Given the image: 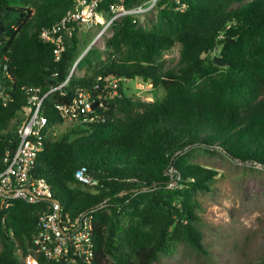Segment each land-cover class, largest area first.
I'll use <instances>...</instances> for the list:
<instances>
[{
  "label": "trees",
  "instance_id": "1",
  "mask_svg": "<svg viewBox=\"0 0 264 264\" xmlns=\"http://www.w3.org/2000/svg\"><path fill=\"white\" fill-rule=\"evenodd\" d=\"M111 1H101L98 11ZM133 1L124 0V6ZM72 4L62 13L34 18L15 0H0V170L4 152L15 147L27 89H37L34 93L41 95L60 84L77 55V26L64 38L57 61L52 44L38 34ZM156 5L183 6L184 14L192 17L176 34L180 67L162 69L161 61L152 62L170 38L133 31L134 16L124 15L110 25L111 45L118 49L128 42L137 59L110 60L88 76L69 75L43 100L49 124L60 123L53 104L69 101L76 88L88 90L94 99L100 94L104 108L99 119L79 124L80 133L71 140L51 141L47 134L32 169L46 181L63 213L73 217L92 209V257L83 260L67 253L46 259L37 254L38 264H153L170 242L182 240L201 250L194 216L179 197L185 188L207 191L206 182L216 170L183 164L184 149L192 144L214 146L237 161L264 164V48L252 49L256 41H264V0H156ZM217 46L225 63L221 77L193 88L196 76L216 70L212 59L205 63L202 55ZM96 76L116 78V94L107 95L109 88L101 90L106 80ZM133 78L161 85L164 96L152 102L128 100L120 80ZM80 166L96 179L94 186L74 179L73 170ZM141 190L142 199L133 196ZM42 206L15 199L0 209V264H24L20 257L26 255L25 247L32 246ZM127 209H137V221L123 234L119 223ZM257 264H264V258Z\"/></svg>",
  "mask_w": 264,
  "mask_h": 264
},
{
  "label": "rangeland",
  "instance_id": "2",
  "mask_svg": "<svg viewBox=\"0 0 264 264\" xmlns=\"http://www.w3.org/2000/svg\"><path fill=\"white\" fill-rule=\"evenodd\" d=\"M15 1L37 18L42 15L62 13L69 2L74 3L76 0ZM122 1L124 3V0ZM142 2L134 0L129 7ZM133 16L135 19L133 31H147L170 38V42L154 54L151 61H161L162 69L176 70L180 67L181 45L176 39V34L182 22L186 25L192 22L191 15L184 14V7L179 6L176 9L168 6L158 7L155 2L148 11ZM96 25L75 29L74 35L78 39L77 55L68 65L70 75L88 76L110 60L124 57L137 59L136 50L126 41L119 44L118 49L113 48L111 27L94 40L99 28ZM31 29V26L28 27L29 31ZM64 35V38L68 37L67 33ZM258 48H264V41H256L252 45V49ZM202 56L205 63L208 62L213 56H219V47ZM223 68V65H216V70L212 74L196 76L193 88L205 85L210 79L220 78ZM120 83L123 95L132 101L152 102L161 99L165 93L161 85L153 86L142 82L139 78L121 79ZM51 129L52 132L48 134L51 141L61 137L71 140L81 130L79 124L67 121L52 124ZM181 157L183 164L216 170V175L206 182L207 191L185 188L181 190L179 197V201H183L184 206L194 216L192 224L199 233L202 249H195L185 240L170 242L153 264L259 263L264 258V164L237 161L219 148L202 144L187 146ZM90 191L94 190L90 189ZM144 194L145 192L141 190L133 196L142 199ZM141 204L137 208H140ZM136 221L137 209H127L119 223L123 234H128L135 227ZM120 233L122 234V231ZM144 235L146 240L150 238L148 230ZM25 248L26 255L20 257L21 262L24 263L27 255L37 256L31 247ZM15 251L19 254L18 249Z\"/></svg>",
  "mask_w": 264,
  "mask_h": 264
},
{
  "label": "built area",
  "instance_id": "3",
  "mask_svg": "<svg viewBox=\"0 0 264 264\" xmlns=\"http://www.w3.org/2000/svg\"><path fill=\"white\" fill-rule=\"evenodd\" d=\"M101 1L103 0H76L58 20L39 30V38L52 44L54 61L60 58L63 51L64 33L69 35L74 26L89 27L98 24L100 28L94 36L95 40L107 31L113 21L124 15L148 11L156 2L146 0L136 6L126 7L122 0H112L104 11H98ZM70 74L44 94L37 95L34 93L37 89H27L26 103L15 129V147L12 152H4L1 157L0 209L5 210L15 199L28 204L43 203L37 213L31 249L46 259H58L71 253L77 258L87 260L92 257V209L80 211L73 217L63 213L59 201L52 195L46 181L32 173L36 156L43 148V140L52 132V124L48 123L43 112V100L50 92L63 86ZM101 79L106 80L101 90L109 88L106 94L115 95L117 79L96 76V80ZM101 97L97 94L94 99L88 90L76 88L69 101L53 104V110L60 122H93L101 117L99 110L104 108ZM93 103H96L97 107H94ZM73 177L78 183L87 186L97 183L96 179L85 173L82 166L73 170ZM24 264H38L37 256L27 255Z\"/></svg>",
  "mask_w": 264,
  "mask_h": 264
},
{
  "label": "water",
  "instance_id": "4",
  "mask_svg": "<svg viewBox=\"0 0 264 264\" xmlns=\"http://www.w3.org/2000/svg\"><path fill=\"white\" fill-rule=\"evenodd\" d=\"M212 61L215 65H225V63L218 56H213Z\"/></svg>",
  "mask_w": 264,
  "mask_h": 264
}]
</instances>
